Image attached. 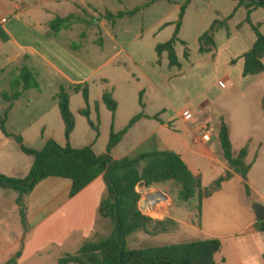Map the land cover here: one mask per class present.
Instances as JSON below:
<instances>
[{"label":"rangeland","instance_id":"374dc122","mask_svg":"<svg viewBox=\"0 0 264 264\" xmlns=\"http://www.w3.org/2000/svg\"><path fill=\"white\" fill-rule=\"evenodd\" d=\"M182 1L160 0L131 17L125 16L111 23L104 18L96 22L93 18L102 15L105 9L112 12L127 10L141 4L143 0H0V16L6 18V23L0 24V36L5 33V29L10 39L8 44H0V79L4 90L0 95L15 92L11 82L23 65L35 71L38 82L37 88L26 89L15 99L6 114L5 128L8 132L20 135L22 143L30 148H41L47 138L64 145L63 122L56 98L60 86L68 93L69 109L75 119L69 143L74 147L91 145L96 154L105 152L111 123L113 130L118 131L143 107L148 113L162 109L159 115L162 119L172 115L178 123L180 112L188 108L195 113L197 122L193 126L197 128L205 121L219 125L222 119L228 127L232 151L246 148L245 160L250 163L246 178L242 180L240 175L235 174L222 184L219 191L202 199L198 206L196 196L188 201L180 200L179 186L171 181L144 189L140 185L141 199L138 206L143 207L145 198L151 199L156 191H160L169 198L168 209L180 217L187 220L197 218L203 224L211 222L213 218L214 221L220 218L221 222L230 223V227L222 233L237 232L247 218L239 199L244 198L247 203L251 196L254 201L264 202V112L260 105L264 72L259 75L241 74V55L251 46L254 33L244 21V6L234 10L230 0H211L209 4L205 0H192L187 5L178 34L186 43L188 58L183 57L184 46L180 42L174 44L180 67H169L165 52L158 58L154 46L171 36L179 12L177 4ZM68 13L85 20H76L68 28L51 35L48 32L49 20ZM229 13L232 16L227 20V27H220L214 33V55L210 52L199 53L198 35L209 27L213 19H224ZM249 17L264 35V8L253 9ZM163 23L165 25L162 26ZM13 39L20 45H30L40 51L61 73L72 79H82L84 83L80 84L79 90L84 86L87 88V103L81 91H75L76 84L68 83L39 56L27 49L13 47ZM141 89L143 91L140 93ZM105 91H112V97L118 102L113 122L112 112L101 99ZM3 103L0 96V118L5 109ZM201 103H206V107L196 109ZM86 107L89 119L97 130L80 113ZM155 123L154 120L138 123L131 130L134 134L124 135L110 151L111 156L120 158L129 154V148ZM170 126H175V129L169 127L170 131H182L176 124L170 123ZM215 139L214 136L212 144ZM191 148L204 153L198 146ZM255 150L257 160L253 155ZM31 163L32 156L24 153L12 136L4 137L0 131V173L23 177ZM224 171L220 166L204 170L200 177L201 185L208 186ZM66 181L54 177L39 181V187L26 194L33 201L39 200V207L30 211L28 217L25 211L23 222L12 198L15 192L0 187V264H5L17 250L22 252L31 226L52 205L65 198ZM245 183L250 196H246ZM23 198L25 201V196ZM41 201L45 203L40 204ZM158 203H165V199L158 200ZM171 220L167 222L166 229L157 234L144 231L130 234L126 240L127 246L137 248L199 237L196 230L184 225L181 228ZM235 220L238 222L235 223ZM109 230L108 221L99 220L93 232L83 234L75 231L65 238L63 244L57 243L58 246L52 243L42 251L33 253L35 245H31L24 257L18 260L19 255L12 264H57L60 256L74 253L84 239H96L106 235ZM248 244L250 254L255 256V247L251 242ZM234 253L230 244L224 247V254L229 261L227 264H235ZM257 260L258 264H262L260 258Z\"/></svg>","mask_w":264,"mask_h":264},{"label":"trees","instance_id":"16d2710c","mask_svg":"<svg viewBox=\"0 0 264 264\" xmlns=\"http://www.w3.org/2000/svg\"><path fill=\"white\" fill-rule=\"evenodd\" d=\"M157 0H143L127 10L112 12L104 10L102 15L94 17L98 22L100 18L114 23L117 19L131 17ZM169 1V0H168ZM191 0H183L179 6L177 20L171 36L164 42H158L154 46L155 53L159 58L165 52L169 67H180L174 44L180 42L183 46L182 55L188 58L189 52L185 41L178 38L177 34L185 8ZM236 7L244 6L247 22L253 33L254 41L241 57L243 59L241 74L256 75L264 71V35L258 26L250 20V12L258 7L264 8V0H235ZM235 7V8H236ZM232 13L224 19H213L209 27L198 36V52H210L214 55L215 31L220 27H227V20ZM76 20L84 21L74 13L65 16H54L48 22V32L57 34L61 29L68 28ZM37 74L26 65L19 68L11 85L16 89L11 95L2 93L5 100L17 99L22 91L37 88ZM75 91H81L84 101L87 103L88 91L80 84L74 86ZM58 111L63 122L64 145L58 144L52 138L45 140L39 149L25 146L18 134L9 133L5 129L6 110L0 118V130L7 136H12L19 143L20 149L33 157L27 174L23 177H12L0 173V187L11 189L17 193L15 202L18 214L23 222L26 205L24 196L30 192L41 180L49 176L65 178L70 181L67 196L70 198L89 184L97 176L101 175L104 189L96 209V217L93 229L99 220H106L110 225L109 232L96 239H84L74 253H66L57 259V264H223L224 260L215 259V254L220 250V240L215 237L196 238L182 242L148 245L137 248L127 246V237L136 232L144 231L149 234H157L166 229L167 222L171 219H156L152 217L150 210L145 207L140 209L138 203L141 199L142 188L171 181L179 186L178 197L182 201H188L196 196L198 205L203 197H208L219 190L223 181L230 179L234 173L240 174L243 179L250 168L245 162L246 148L242 147L237 152L232 151L231 142L226 123L220 119L217 125V140L220 154L227 164L224 173L218 175L208 186H202L198 175H194L181 157L169 149L157 148L155 137L151 136L129 154L120 158H113L111 149L119 142L126 130L139 118L145 116L142 112L133 115L127 124L120 130L114 131L110 125L108 141L105 152L96 154L90 145L74 147L69 143L70 133L75 127L74 115L69 109L68 93L60 86L56 93ZM102 102L112 112V120L117 103L111 92L105 91L101 95ZM261 109L264 112V93L261 97ZM80 113L87 117L91 127L97 130L89 119L88 108H83ZM153 118H158L154 115ZM245 191L249 194V188L245 183ZM172 221V220H171ZM255 227L262 233L264 245V220L255 222ZM93 229L91 230L93 232ZM17 250L13 257L5 264H12L20 255ZM264 262V249L262 253Z\"/></svg>","mask_w":264,"mask_h":264},{"label":"crops","instance_id":"0c3cea01","mask_svg":"<svg viewBox=\"0 0 264 264\" xmlns=\"http://www.w3.org/2000/svg\"><path fill=\"white\" fill-rule=\"evenodd\" d=\"M157 1H160V0H157ZM157 1H155L153 3H156ZM166 1L172 2L173 0H169V1L166 0ZM205 1H207V4H209V2H211V0H205ZM230 1L233 2L232 4H233L234 10L236 8L240 7V6L236 7V1L235 0H230ZM152 4H150L149 6H151ZM180 4H181V2L179 4H177L178 10H179ZM149 6H147V7H149ZM186 8H185V10H186ZM184 14H185V11H184ZM184 14H183V17L181 20L179 32L181 31V26L183 24ZM0 17H4V16H0ZM0 24L3 25L4 23H0ZM163 25H165V23H163L162 26ZM4 31H5V33L3 32V34L0 36V44H6V43L8 44V42L10 40L9 36H8V32L5 29H4ZM179 32H178V34H179ZM178 34H177V36H178ZM178 38H179V36H178ZM254 38H255V36H254ZM180 40H182V39H180ZM182 41H184V40H182ZM253 41H254V39H253ZM253 41H252V43H253ZM12 43H13V45H12L13 47H17L20 50L27 49L28 52H31L34 55L39 56V58L45 60V62H47L51 66L52 69L53 68L55 69V67L47 61V59L44 57V55L40 51L36 50L35 48L31 47L30 45H26V44L20 45L14 39L12 40ZM6 58H7V56H6ZM263 58H264V56H263ZM263 58H262V61H263ZM263 63H264V61H263ZM55 70L59 74H61V76L64 79H66V81H68V83H70V84H82V83H84L82 79H72V78L68 77L66 74L61 73L58 69H55ZM1 71L2 70L0 69V73H1ZM263 72H261V73H263ZM261 73H259V74H261ZM259 74H256V75H259ZM1 83H2V81L0 79V92L4 91V90H2V86H1L2 84ZM142 91H143V89H141L139 92L141 93ZM263 93H264V91H263ZM263 93H262V95H263ZM1 100H4L3 107L5 108L4 111L6 110V114H7L8 110L12 107L13 103H15V100H11V101L5 100L2 96H1ZM116 103H117V106H116L115 111L117 110V107H118V102H116ZM206 105H207L206 103H204V105L201 103L200 105L197 106L198 108H196V109H199V108L204 107V106L206 107ZM184 109H188V108H184ZM189 111L191 113H193V115L195 116L194 112H192L191 110H189ZM139 112H142L145 116H142L137 121H135L126 130V132L122 135L121 139L123 138L124 135H127V136L129 134L133 135L134 133H132V131H131L132 128H135L138 123H141L144 120L145 121L154 120L156 123L153 125V128L151 130H145L146 133L142 137L139 138L138 142L133 147L129 148L130 152L132 150H134L135 148H137L139 145H141L143 142H145V140H147L151 136H154L157 148L169 149V150H172L173 152L177 153L181 157V159L185 162V164L187 165L189 170L194 175H198L199 177H201V174L204 170H207V169L213 170V166H220L223 170H226L228 168L225 160L223 159V157L220 154L219 145H218V149H217V143H218L217 135H213V137L214 136L216 137L213 144L211 143L213 137L207 143H202L197 139L196 134H195L197 127L193 126V124L197 122V118L193 122L185 121L183 119V117L181 116V112H180L181 117H180L179 123H178L177 122L178 120H175L172 115L167 116L166 118L162 119L159 116L160 113L162 112V109H160L159 111L148 113L145 111V108L143 107L137 113H139ZM2 115H3V113H2ZM154 115H157L158 118L157 119L153 118ZM170 123H172V125L176 124L178 127H180V129L182 131L181 132L170 131L168 129L169 127L170 128L175 127V126H173V127L170 126ZM112 126H113V124H112ZM198 127H199V125H198ZM216 127H217V125H216ZM9 133H11V132H9ZM2 134L4 137L7 136L3 132H2ZM192 146H198V148L202 149V151H204V153L196 152L195 150H193L191 148ZM231 147H232V145H231ZM256 152L257 151L255 150V152L253 154L255 160H257V158H258V155ZM246 156H245V158H246ZM112 157L116 158L114 156H112ZM245 158H244V160H245ZM32 160H33V157H32ZM255 160L253 163H255ZM245 162L247 163L246 160H245ZM248 164L250 165V163H248ZM249 170H250V168H249ZM235 174L240 175V174L234 173L233 176ZM53 177L54 178H60V177H56V176H49L43 180H50V178H53ZM240 177H241V175H240ZM63 179H65V178H63ZM241 179L243 180L242 177H241ZM43 180H41L40 182H42ZM66 180H67L66 181L67 183L65 186V188H66L65 198L61 202H59L55 205H52L41 216V218L31 226V228L29 230L30 232H29V234H27L28 236L25 239L23 249H22V252H21L18 260L22 259L24 257L26 250H28V248L31 247V245H33V244L35 245L33 247V251H34L33 253H36V252L38 253L39 250L42 251L43 249H45L46 245L48 246L49 244L54 243V246H58L57 243L61 244L62 242H64L65 238L69 234H71L75 231H81V233L86 234V233H90L91 230L93 229L96 209H97V206L99 204V200L101 198V195H102V192L104 189V183H103L102 176L101 175L97 176L89 184H87L84 188H82L79 192H77L75 195H73L70 198L67 196V192H68V189L70 186V181L68 179H66ZM224 182L225 181H223L222 184ZM246 182H248V181L246 180ZM39 184L40 183L38 182L34 186L33 189L35 190L36 188H38ZM222 184H221L219 190L221 189ZM219 190H217V191H219ZM157 193H162V192L156 191V195L154 194L153 197L151 198V200H152L151 204H149V206H145L153 213L152 217L158 218V219L170 218V219L174 220L175 222H177L178 225L181 226V228L183 225L190 227L199 233V237H197V238H207V237L218 238L220 240L221 246H220V250L215 254V259L217 261H219L222 258L224 260L223 264H227V262H229L228 258H227L228 256L226 254H224V247L226 245L230 244L231 248L235 252L233 254V260H234L235 264H258L257 263L258 258H260L262 261V264H264V262L262 260V253H263V249H264L263 238H262V233L259 230H257V228L255 227L256 220L254 218L253 212L251 211V209L249 207V200L251 199L250 193L249 194L246 193V196H250L249 198L247 197L248 198L247 203L244 201V198H241V200L239 199L240 206L246 212L247 218H246L245 222L242 224V226L239 228V230L237 229L238 230L237 232H231V233L230 232H223V233L221 232V231H224L225 229L229 228L230 223L229 222H221L219 220L220 218H215L216 219L215 221L213 218V220L211 222H207V224H203L197 218L194 220L189 218V220H187L185 218L180 217L177 213H173L168 209V205L170 204V202L168 201L169 198H167V196L164 193L163 194L166 196L165 197V203H158L159 199L157 197ZM16 196H17V193L15 192L12 195V198L14 201H15ZM26 196L27 195H25V201L24 202L26 205V215L28 217V214L30 211H32L33 209H37L39 207V200L33 201V199L31 200V197L27 196L28 197L27 198ZM204 198H206V197H203L202 199H204ZM145 199H150V198H145ZM258 202H260L264 205V202H261V201H258ZM44 203H45V201L40 202V204H44ZM196 204L198 206V200L196 201ZM247 204H248V207H247ZM15 205H16V210L18 212L16 202H15ZM222 212L227 213L225 210H222ZM248 212H250V213H248ZM190 213L191 212L189 211V214ZM218 213H219V211H218ZM237 222H238V220H235V223H237ZM248 242H251V244L255 247V256H253V253L250 254ZM241 243L243 244L242 246H241ZM68 264H70V263H68Z\"/></svg>","mask_w":264,"mask_h":264},{"label":"built area","instance_id":"2783aa9c","mask_svg":"<svg viewBox=\"0 0 264 264\" xmlns=\"http://www.w3.org/2000/svg\"><path fill=\"white\" fill-rule=\"evenodd\" d=\"M5 22H6V18L0 17V23H5ZM181 116L183 117V119L185 121L193 122L196 120V117L188 109H183L181 111ZM216 133H217V127L211 121H205L202 124H200L199 127L196 129V132H195L197 139L202 143L209 142L211 140V138L213 137V135H215ZM157 195H158L159 200L160 199L164 200L166 197L163 193H157ZM151 202H152L151 199H145L142 202V205L145 208V206H149V204H151ZM143 207H141V205L139 206L140 209H143Z\"/></svg>","mask_w":264,"mask_h":264},{"label":"water","instance_id":"95a60500","mask_svg":"<svg viewBox=\"0 0 264 264\" xmlns=\"http://www.w3.org/2000/svg\"><path fill=\"white\" fill-rule=\"evenodd\" d=\"M249 207L253 212L256 221L264 220V205L262 203L250 199Z\"/></svg>","mask_w":264,"mask_h":264}]
</instances>
